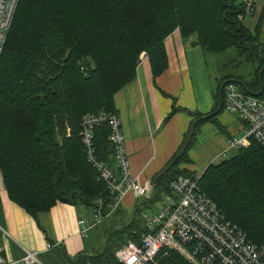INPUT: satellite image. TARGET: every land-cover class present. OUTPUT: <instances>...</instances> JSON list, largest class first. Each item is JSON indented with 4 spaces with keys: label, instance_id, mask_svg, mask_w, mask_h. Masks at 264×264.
<instances>
[{
    "label": "trees",
    "instance_id": "1",
    "mask_svg": "<svg viewBox=\"0 0 264 264\" xmlns=\"http://www.w3.org/2000/svg\"><path fill=\"white\" fill-rule=\"evenodd\" d=\"M241 13V0H19L0 54V175L8 199L34 219L57 203L91 212L97 199L104 205L111 200L82 144L83 118L117 114L114 96L135 79L144 58L155 85L168 68L164 41L175 30L183 42L192 38L191 45L199 46L205 57L234 50L238 58L257 64L247 77L229 75L218 82L209 113L187 112L172 98L163 122L178 112L192 120L177 152L152 180L155 200L136 201L131 214L139 208L128 227L131 214L121 215L120 205L113 225L103 233L104 239L109 237L104 252L101 239L100 249L90 252L93 257H77V264H117L119 247L140 242L147 232L139 220L141 209L170 194L169 185L177 177L194 174L181 164L190 161L187 152L200 126L211 123L223 130L217 121L223 107L212 115L219 106V87L234 82L252 93L260 89L263 14L250 31L238 20ZM110 131L108 123L96 125L92 144L97 161L114 168ZM197 187L248 241L264 243V148L259 143L251 139L248 147L208 164ZM154 264L189 263L162 249Z\"/></svg>",
    "mask_w": 264,
    "mask_h": 264
},
{
    "label": "crops",
    "instance_id": "2",
    "mask_svg": "<svg viewBox=\"0 0 264 264\" xmlns=\"http://www.w3.org/2000/svg\"><path fill=\"white\" fill-rule=\"evenodd\" d=\"M255 5V13L245 19L244 25L248 30H253L259 16L263 14L259 36L263 42L264 0H255ZM192 40L183 42L175 30L164 41L168 68L156 78L155 85L148 59L144 58L136 69L135 79L114 96L130 171L138 175L141 181L152 182L177 152L189 130L192 119L183 112L176 113L167 123L163 122L171 110L172 98L175 99L176 107L188 112L206 114L215 107V94L208 85L205 56L199 46L191 45ZM241 129L244 133L242 122ZM228 140L213 133V141L217 145L214 149V144L206 143L201 149V155L210 150L205 160H199L202 169L195 168L197 164L193 150L189 152L193 165L181 167L193 173L203 172L208 164H212L210 158L213 151L220 153ZM134 205L135 202L128 194L119 213L126 217ZM91 219L89 210L63 203L55 204L34 219L8 199L0 175V248L6 262L18 264L27 250L37 253L36 264H77V257L91 255L94 248L88 247L85 240L89 236H81L79 225L80 220L90 222ZM104 231L95 242L101 241ZM48 245L52 247L47 248Z\"/></svg>",
    "mask_w": 264,
    "mask_h": 264
},
{
    "label": "built area",
    "instance_id": "3",
    "mask_svg": "<svg viewBox=\"0 0 264 264\" xmlns=\"http://www.w3.org/2000/svg\"><path fill=\"white\" fill-rule=\"evenodd\" d=\"M18 2L0 0V54ZM241 5L242 13L238 20L244 23L246 18L255 13V0H241ZM260 88L261 93L258 95L237 83H225L223 109L244 123V133L241 138L228 141L227 147L218 157H224L228 150L248 147L251 139L264 148V68L261 70ZM102 123H108L111 130L109 141L115 150V167L97 161L91 154L87 158L107 184L112 198L105 205L102 199H97L91 211V221H79L83 237L105 219L112 217L126 195H131L135 201H142L150 196L152 190L150 180L141 181L138 175L131 174L117 114L101 112L83 118V132L80 135L86 151L93 149L92 129ZM201 174L174 179L169 185L170 194L164 195L165 203L161 209L153 215H140L147 232L141 236L138 244L129 241L115 251L117 264H154L162 249L178 253L189 264H264V243L256 245L248 241L245 234L199 191L197 181ZM36 254L34 251H24L18 264L38 263ZM0 264H11L3 258L1 248Z\"/></svg>",
    "mask_w": 264,
    "mask_h": 264
},
{
    "label": "rangeland",
    "instance_id": "4",
    "mask_svg": "<svg viewBox=\"0 0 264 264\" xmlns=\"http://www.w3.org/2000/svg\"><path fill=\"white\" fill-rule=\"evenodd\" d=\"M205 61H206V63H205L206 73H207L208 81H209L208 85H209L210 90L213 92V94H216L217 89H218V85H219L218 82L220 80H222L223 78H225L229 75H239V76L242 75L244 77H247L248 74L250 72H252L253 67L255 68L257 65V64H251V63L247 62L246 58H241V59L238 58V53H236L234 50L227 52V53H224V54L207 55L205 57ZM233 61H235V62H233ZM238 62H240V63H238ZM203 78L205 80V77H203ZM259 83H260V81H259ZM260 93H261V88H260V91L258 93H252V94H258L259 95ZM192 113H194V112H192ZM189 117H191V116H189ZM191 119H192V117H191ZM217 121L219 122V124L223 130L222 131L219 130L215 125H213L211 123H205V124H207V126H203L205 124L200 126L198 132L196 133L193 145L187 152V156H188L190 161L187 163L181 164V166L186 167V166H192L193 165V161L191 160V158L189 156L190 150H193V153H194L193 157H194L195 165L197 164L195 168L197 170L202 169L201 164L199 163V160L200 159L205 160L208 153H210V150L208 152H206L205 154L201 155V149H203L206 146V143H207V145L208 144H214V149L216 148L215 146L217 145L216 142L213 141V133L218 135V136H223L225 139L229 138V140L239 139L243 136L242 129H241V122L242 121L240 122L237 116L229 114L228 112L223 110L221 113L218 114ZM81 132H83V129L81 130ZM228 141L226 142L225 148L228 145ZM213 152L214 153L211 154L212 157L210 158V161L213 164H217L221 160L234 155L236 150H230L226 153V155L224 157H219V158H216L218 151H213ZM87 154L88 155L91 154V156H94V149H91L90 151H88ZM91 166L93 167L92 164H91ZM151 191H150V194H151ZM151 196L152 195H150V197ZM126 197H127V195L125 196V198ZM133 201L136 202L134 199H133ZM164 203H165V197H164V195H161L158 199H156L155 202L148 204L146 207H143L141 209L140 215L142 213L146 214V215L156 214L161 209V207ZM130 214L127 215L125 218L130 216ZM112 220H113V217H109V218L105 219L100 225H98L95 228L90 230V232L88 233L89 237L85 240L89 245L88 247H90V248L94 247L92 250H95V251L100 249V242H95V240L98 237V235H100L104 229H107L108 227L113 225ZM139 220L142 222L141 216H139ZM106 238L104 239V237H102V241L104 239V243L106 241ZM107 242H108V240H107Z\"/></svg>",
    "mask_w": 264,
    "mask_h": 264
},
{
    "label": "water",
    "instance_id": "5",
    "mask_svg": "<svg viewBox=\"0 0 264 264\" xmlns=\"http://www.w3.org/2000/svg\"><path fill=\"white\" fill-rule=\"evenodd\" d=\"M260 78H261V72H260V74H259V81H260ZM219 98H220V104H219L217 110H216L215 112L212 113V115H216V114L219 113L220 110L222 109V87H221L220 90H219ZM192 134H193V128H192V130H191V132H190V135H189V138L187 139V141H186V143H185V145H184V147H183V149H182V151H181L180 154H182L183 150H184V149L186 148V146L189 144L190 139H191V137H192ZM180 154L177 156V158L180 156ZM177 158H176V159H177ZM176 159H175L173 162H171V164L166 168V170H168V169L174 164V162L176 161ZM152 190H153V192H152V196H151L149 199H147V200L145 201V203H150V202H152V201L155 199L156 194H157V193H156V181H153V183H152ZM138 208H139V207H137V209H138ZM137 209L132 213V215H131V219H130L129 223H128L127 225H125V227H128V226H130V225L132 224ZM122 228H123V227H120V228L117 229V230H121ZM117 230H115V231H113V232H116ZM107 240H108V237L106 238V241H105V243H104V247H103V251H102V252H104V250H105V247H106V245H107ZM86 257H93V256H91V255H86Z\"/></svg>",
    "mask_w": 264,
    "mask_h": 264
},
{
    "label": "bare ground",
    "instance_id": "6",
    "mask_svg": "<svg viewBox=\"0 0 264 264\" xmlns=\"http://www.w3.org/2000/svg\"><path fill=\"white\" fill-rule=\"evenodd\" d=\"M224 87H225V85L222 86V96H223V93H224ZM222 107H223V102H222ZM229 141H231V140H229ZM228 151H229V150H228ZM228 151L225 152V155H226V153H227ZM218 155H219V153L217 154L216 158H219ZM155 198H156V197H155ZM154 200H155V199H154ZM154 200H153V201H154ZM213 203H214V202H213ZM214 204H215V203H214ZM215 205H216V204H215Z\"/></svg>",
    "mask_w": 264,
    "mask_h": 264
}]
</instances>
